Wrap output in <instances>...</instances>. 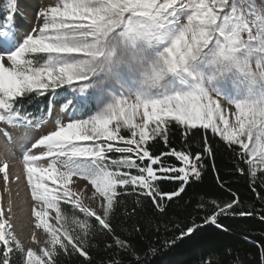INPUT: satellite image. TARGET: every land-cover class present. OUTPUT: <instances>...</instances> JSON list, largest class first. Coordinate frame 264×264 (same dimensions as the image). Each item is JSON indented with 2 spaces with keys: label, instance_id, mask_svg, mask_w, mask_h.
<instances>
[{
  "label": "rangeland",
  "instance_id": "374dc122",
  "mask_svg": "<svg viewBox=\"0 0 264 264\" xmlns=\"http://www.w3.org/2000/svg\"><path fill=\"white\" fill-rule=\"evenodd\" d=\"M24 1L0 0L1 33L12 7L0 47V241L22 246L26 264L65 236L61 201L103 221L118 182L102 149L131 141L144 152L151 124L208 127L264 167V0H39L32 12ZM23 87L50 94L39 120L11 110ZM4 159L29 162L22 237L6 213Z\"/></svg>",
  "mask_w": 264,
  "mask_h": 264
},
{
  "label": "trees",
  "instance_id": "16d2710c",
  "mask_svg": "<svg viewBox=\"0 0 264 264\" xmlns=\"http://www.w3.org/2000/svg\"><path fill=\"white\" fill-rule=\"evenodd\" d=\"M49 104L50 94L23 87L11 110L39 120ZM148 134L144 152L131 141L102 149L118 182L103 221L61 201L65 236L43 264H264V167L253 171L240 145L202 125L166 119ZM121 138L132 136L123 129ZM183 159L193 174H183ZM25 255L0 241V264H26Z\"/></svg>",
  "mask_w": 264,
  "mask_h": 264
},
{
  "label": "bare ground",
  "instance_id": "6f19581e",
  "mask_svg": "<svg viewBox=\"0 0 264 264\" xmlns=\"http://www.w3.org/2000/svg\"><path fill=\"white\" fill-rule=\"evenodd\" d=\"M24 2H26V0ZM24 4H26V3H24ZM40 4L41 3L39 2V0H33L29 4V6H30L29 8H30L31 12L34 11L33 9H35V11H36V9L40 6ZM37 10H39V9H37ZM31 12H30V14H32ZM28 19H27V21H28ZM30 22H31V19H30ZM16 29L19 33H22V31L19 29L18 26ZM0 43L7 46V41L5 39L3 40L2 37H0ZM0 47H3V46L0 44ZM26 147L27 146H25V148ZM25 148L22 150L24 151ZM28 148L29 147H27L26 149H28ZM23 151H22V153H23ZM27 152L29 153V151H27ZM22 153H21V155H22ZM11 163L8 160L4 159V173H5V188H4L5 197L4 198H5L6 204H7L6 205L7 206L6 207V209H7L6 213H8V216H9V224H10L11 229L13 231H15V234L17 236L22 237L23 236V232H22L23 217L25 219V217H27L28 214L30 216V213L32 210V202H31L30 196L26 195V193L28 191L26 190L27 188L25 189L26 186L24 183V176L22 177L20 175H21V173H23V175L26 173L27 165L29 162L23 161V163L21 165V164L13 162V160L11 159ZM21 166H22V168H21ZM14 170L20 171V174L19 175H18V173L16 174V172ZM4 213H5V211H4Z\"/></svg>",
  "mask_w": 264,
  "mask_h": 264
}]
</instances>
